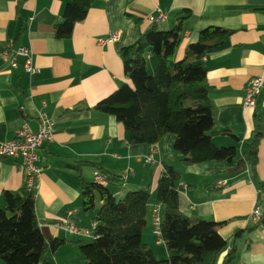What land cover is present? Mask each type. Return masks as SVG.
I'll return each mask as SVG.
<instances>
[{
    "label": "crops",
    "instance_id": "0c3cea01",
    "mask_svg": "<svg viewBox=\"0 0 264 264\" xmlns=\"http://www.w3.org/2000/svg\"><path fill=\"white\" fill-rule=\"evenodd\" d=\"M67 1L0 0V142L11 139L23 125L36 130L41 112L54 122L51 140L39 150L40 176L32 193L43 237L62 240L47 251L46 260L84 264L79 241L93 236L77 235L58 224L70 221L91 233L92 217L101 201L85 211L81 183L94 181L95 170L119 179L108 186L121 198L131 190L153 193L164 165H170L181 174L179 210L185 216L218 223L217 230L225 238L236 229L245 230L236 242L233 264H264V228L246 231L254 223L251 213L260 189L243 157L256 111L262 126L256 173L264 184V86L255 108L243 104L253 77L261 76L264 85V0H95L84 19L75 22L71 35L59 38L55 25L63 19ZM182 10H188L190 17L184 23L176 59L184 56L202 29L217 26L231 31L202 60L215 121L209 133L217 146H236L232 166L219 159L182 164L186 153L174 147V133H166L154 144L131 143L124 125L95 107L121 84L132 86L124 73L122 48L135 43L153 23L160 29L172 28L174 16ZM158 11L164 19L153 21ZM115 32V40L98 42ZM9 41L31 50L33 73L24 70L21 57L17 67L9 66L4 54ZM154 66V58L147 56L149 73ZM149 155L152 162L146 160ZM19 162L20 158L0 156V207L5 206L4 191L24 188ZM156 208L162 215L161 204H148L142 240L157 259H165L166 246L153 232ZM0 264L4 263L0 260Z\"/></svg>",
    "mask_w": 264,
    "mask_h": 264
},
{
    "label": "trees",
    "instance_id": "16d2710c",
    "mask_svg": "<svg viewBox=\"0 0 264 264\" xmlns=\"http://www.w3.org/2000/svg\"><path fill=\"white\" fill-rule=\"evenodd\" d=\"M94 1L68 0L63 19L55 25V35L68 38L75 22L84 19ZM189 17L188 10L178 12L170 29H160L153 23L135 43L123 47L124 73L132 86L121 84L95 107L115 116L124 125L131 143L154 144L166 133H174V147L186 153L182 164L219 159L226 166H232L236 160V146H217L209 133L215 121L202 60L205 52L221 44L231 31L217 26L202 29L197 41L186 48L181 59H176L175 51ZM147 56L155 60L152 73L147 70ZM253 117L249 146L243 157L260 189L256 203L261 212L258 221L246 229L249 232L264 228V184L256 173L262 126L256 111ZM231 136L237 140L235 135ZM105 176L106 184L81 183L85 211H92L96 202L101 201L92 217L96 223L93 238L79 241L84 264H217L219 255L229 243H232L231 248L220 264H233L236 242L245 230L236 229L225 238L217 230L218 223L185 216L178 206L181 174L175 167L164 165L153 193L131 190L121 198H116L108 186L119 179ZM3 196L0 260L4 264H50L46 253L62 240L43 237L35 215L33 194L24 187L20 192L4 191ZM150 203L163 206L159 237L167 249L165 259H157L142 240Z\"/></svg>",
    "mask_w": 264,
    "mask_h": 264
},
{
    "label": "built area",
    "instance_id": "2783aa9c",
    "mask_svg": "<svg viewBox=\"0 0 264 264\" xmlns=\"http://www.w3.org/2000/svg\"><path fill=\"white\" fill-rule=\"evenodd\" d=\"M153 21H160L164 19V15L158 11L151 17ZM118 33H112L106 39H98L99 43H106L115 40ZM4 54L8 58V64L11 67H17L19 58L23 59L22 67L28 73H33L35 67L33 66L32 52L25 46H14L13 41H9L6 44ZM263 78L261 76H255L249 83L246 89L243 104L247 107L255 108L257 105V97L259 96L261 89L263 88ZM44 106V105H43ZM39 125L36 130H32L28 125H23L16 129L14 136L6 141L0 142V156L20 158L19 168L24 174V187L27 191L33 193L38 185L40 176V167L37 162L39 160V150L42 148L46 141L51 140L54 131V122L50 119L45 112L39 114ZM148 162H152V156L146 157ZM93 179L100 184H106V176L98 170L93 172ZM225 183V181H220ZM261 209L258 205H255L251 219L253 222H257L260 216ZM160 218L161 214L158 212V208L155 209L153 214V232L155 235L160 234ZM60 227L67 229L68 231L77 235L87 236L92 235L95 228V223L92 222V231L82 229L76 226L73 222L59 223Z\"/></svg>",
    "mask_w": 264,
    "mask_h": 264
},
{
    "label": "rangeland",
    "instance_id": "374dc122",
    "mask_svg": "<svg viewBox=\"0 0 264 264\" xmlns=\"http://www.w3.org/2000/svg\"><path fill=\"white\" fill-rule=\"evenodd\" d=\"M155 237V236H154ZM156 238V237H155ZM91 239V238H90ZM89 238L87 240H90Z\"/></svg>",
    "mask_w": 264,
    "mask_h": 264
}]
</instances>
